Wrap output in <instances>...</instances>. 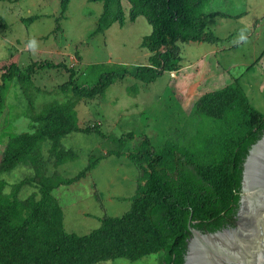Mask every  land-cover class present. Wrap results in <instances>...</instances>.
Wrapping results in <instances>:
<instances>
[{
	"label": "trees",
	"instance_id": "obj_1",
	"mask_svg": "<svg viewBox=\"0 0 264 264\" xmlns=\"http://www.w3.org/2000/svg\"><path fill=\"white\" fill-rule=\"evenodd\" d=\"M91 1L104 4L95 34L115 23H127L124 1L130 4V20L145 16L153 31L142 42L150 52L149 65L99 72L92 85L70 80L75 93L88 100L105 96L110 86L128 77L152 84L167 72L179 71L183 60L180 42L217 44L222 39L207 29L209 21L234 16L232 10L223 11L227 3L216 0ZM60 2L66 12L71 0ZM17 65L6 67L2 75L0 114L6 108L9 89L31 81L34 65L25 73ZM100 67L96 65L92 71ZM25 113L37 129L12 133L0 155V264H99L118 258L137 261L161 252L162 264H184L191 217L193 227L204 232L234 225L244 162L264 134V112L250 102L238 79L206 93L198 104L199 125L191 143L168 141L156 147L144 137L129 155L142 170L130 210L122 216H105L99 228L79 235L66 229L60 187L83 181L103 158L123 153L93 155L78 175L65 177L59 168L77 156L65 147L66 138L80 132L114 138L107 137L99 126L82 127L74 102L53 101L39 113ZM117 141L126 143L127 137ZM46 145L50 146L48 156ZM18 169L31 174L11 185L5 176ZM26 186L38 191L24 198Z\"/></svg>",
	"mask_w": 264,
	"mask_h": 264
},
{
	"label": "rangeland",
	"instance_id": "obj_2",
	"mask_svg": "<svg viewBox=\"0 0 264 264\" xmlns=\"http://www.w3.org/2000/svg\"><path fill=\"white\" fill-rule=\"evenodd\" d=\"M216 1L227 3L223 11L234 14L209 21L207 29L221 42H180L183 60L179 71L167 72L152 84L128 77L110 86L105 96L88 100L75 93L70 80L92 85L99 72L149 65L150 52L142 47L144 37L153 31L147 18L140 16L132 22L130 4L124 1L127 23H115L95 34L104 11L102 2L71 0L64 12L60 0H0V84L11 64H18L24 73L34 65L31 81L7 92L6 108L0 114V155L12 133L37 129L25 111L39 113L53 101L74 102L82 127L99 126L115 141L127 137L122 144L97 133L80 132L63 141L77 154L76 160L59 168L68 178L78 175L91 156L123 153L103 158L83 181L60 187L70 233L89 234L100 227L101 218L122 216L130 210L142 170L129 155L144 137L156 147L168 141L189 145L197 134V109L203 95L237 79L250 88L264 82V0ZM31 17L35 20L28 22ZM96 65L101 67L92 71ZM249 96L264 112V88L249 89ZM49 147L45 146L46 156ZM28 174L18 169L5 178L13 185ZM35 191L26 186L22 196ZM163 257L161 252L137 261L118 258L99 264H162Z\"/></svg>",
	"mask_w": 264,
	"mask_h": 264
},
{
	"label": "water",
	"instance_id": "obj_3",
	"mask_svg": "<svg viewBox=\"0 0 264 264\" xmlns=\"http://www.w3.org/2000/svg\"><path fill=\"white\" fill-rule=\"evenodd\" d=\"M240 227L204 232L189 222L184 264H264V134L245 159Z\"/></svg>",
	"mask_w": 264,
	"mask_h": 264
},
{
	"label": "crops",
	"instance_id": "obj_4",
	"mask_svg": "<svg viewBox=\"0 0 264 264\" xmlns=\"http://www.w3.org/2000/svg\"><path fill=\"white\" fill-rule=\"evenodd\" d=\"M236 12V11H235ZM261 72V71H260ZM260 72H258V73H260ZM261 77L263 76V75H260ZM253 79V78H252ZM254 88H259V89H263L264 88V82L263 83H261V85H260V87H259V84H256V82L254 83V87L253 88H250L249 86H244V89H245V91H246V93H247V95H248V97H249V99H250V96H249V89H254Z\"/></svg>",
	"mask_w": 264,
	"mask_h": 264
},
{
	"label": "flooded vegetation",
	"instance_id": "obj_5",
	"mask_svg": "<svg viewBox=\"0 0 264 264\" xmlns=\"http://www.w3.org/2000/svg\"><path fill=\"white\" fill-rule=\"evenodd\" d=\"M242 190V189H241ZM242 193V192H241ZM241 195V194H240ZM240 201V200H239ZM239 207H240V203H239ZM239 207H238V210H237V213L236 215L234 216V225H229L228 227L226 228H231V227H240V224L238 223L239 222V215H238V211H239Z\"/></svg>",
	"mask_w": 264,
	"mask_h": 264
}]
</instances>
